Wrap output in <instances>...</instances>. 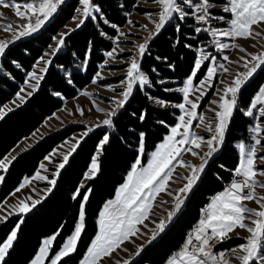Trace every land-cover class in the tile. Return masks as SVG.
I'll return each mask as SVG.
<instances>
[{
	"label": "trees",
	"instance_id": "obj_1",
	"mask_svg": "<svg viewBox=\"0 0 264 264\" xmlns=\"http://www.w3.org/2000/svg\"><path fill=\"white\" fill-rule=\"evenodd\" d=\"M100 12L84 20L83 24L64 39V49L51 59L38 88L26 101L6 113L0 119V161L24 138L37 130L45 120L61 109L66 100L77 97L98 73L106 60V53L113 47V37L118 28L129 21V14L136 10L137 0H93ZM81 0H66L49 21L36 33L8 46L1 57L0 111L19 93L28 74L52 44L54 37L78 12ZM115 25L116 27H112ZM179 25V30H177ZM196 22L192 17L180 21L173 19L165 24L155 36L141 60V67L152 81V86L134 87L124 108L114 118L112 126L94 129L78 145L68 158V163L59 170L56 184L48 195L27 214H14L0 223V242L17 230V239L5 257V264H29L37 254L42 241L56 236L51 256L73 234L78 223L81 183L104 135L109 142L101 150V171L85 185L90 189L85 204V231L77 244V251L65 257L60 264H79L98 232L97 219L103 205L115 196L116 190L125 182L139 155V133H145L142 163L156 148L170 128L177 124L180 110L174 106H160L156 99L167 104L183 101L177 90L193 72L198 58L197 49L206 35L194 31ZM191 45L192 47H186ZM209 68L206 61L196 74L199 83ZM163 80L160 84L158 81ZM264 84V66L245 84L239 92L235 113L228 125L221 150L209 161L199 182L193 189L177 217L156 241L145 247L139 258L131 264H165L173 251L183 242L187 232L199 219L201 208L211 196L224 188V183L233 176L231 170L237 166L239 157L234 143L246 139L252 120L243 110ZM165 88L173 91H165ZM213 89L203 98L201 107L212 97ZM145 113L143 121L140 120ZM79 126H69L55 131L19 154L12 161L0 186V204L19 186L25 178L34 175L41 162L54 149L81 131ZM75 195V198H73ZM22 221V223H21ZM244 241L232 238L224 246H237Z\"/></svg>",
	"mask_w": 264,
	"mask_h": 264
},
{
	"label": "snow or ice",
	"instance_id": "obj_2",
	"mask_svg": "<svg viewBox=\"0 0 264 264\" xmlns=\"http://www.w3.org/2000/svg\"><path fill=\"white\" fill-rule=\"evenodd\" d=\"M82 17L84 19L93 17L94 13H99V6L95 5L93 0H81ZM160 5L158 13L159 19L155 23L154 34H159L160 30L166 23L171 21L174 17H178L180 21H184L186 18L192 17L197 24L207 25L213 19L224 21V16L214 17L211 14V9L214 5L210 0H156ZM63 3V0H25L23 5L18 3L13 6L17 9L16 15L22 19H25L27 23L23 26L22 31L19 32V36H27L35 32L40 26L48 20L56 11L58 6ZM0 5L8 7V0H0ZM23 8L24 11L20 9ZM223 11L225 13H231L232 18L227 21L229 28H208V27H194L196 33L208 32L214 38L211 43H214L218 49L224 50L229 48V44L222 43L217 37L227 38H249L252 36H260L262 33L254 30V26L264 29V0H228L225 4ZM35 17L33 23L32 18ZM79 19V17L77 18ZM80 23H83V19H80ZM80 25L78 24L77 27ZM11 27V26H9ZM112 27H116L112 25ZM146 28V26H144ZM179 30V25H177ZM59 40V45L64 44L63 36ZM120 36H124L127 39V35L119 33ZM119 37H117L118 39ZM6 44L0 43V56H3ZM148 47V42L138 45V55L134 54L130 60V63L126 71V79L121 81L125 85L124 90L121 92L122 99L115 101L117 107H123L128 101L129 97L133 94L134 86L138 85L140 88L145 86L151 87L152 81L149 79L146 73L143 72L140 60L144 57ZM191 48V45H186ZM59 49H57L58 51ZM243 51L244 49L241 48ZM200 53L199 58L196 59L194 65V71L189 78L184 82L183 87L177 89L183 94V102L173 105L180 109L184 115L179 117V123L171 127L170 135H168L164 142L158 145L157 150L151 154V159L147 163V166H143L141 163L140 155L144 153V136L145 133H139V149L140 155L137 156L135 163L131 167V171L128 173L126 182L123 183L117 191L116 198L109 200L103 210L99 214L98 220V234L92 240L87 253L81 264H101L104 257H110L112 252L119 247L125 240L131 236L136 235L139 231L138 224H142L147 218L151 206L152 199L161 191L166 190L170 173L173 170V162L180 157L184 151H192L191 147L185 148L184 145H192L195 148H201L202 144H207L208 151L205 153L206 157H211L212 154L218 151L219 147L224 142L225 132L228 128L229 120L233 115V111L237 106V94L239 93L241 86L253 76L257 68L264 65V54L252 56V67L248 68V71L238 76L232 84L222 90L220 100L212 101L213 104L219 106L220 111L215 112V118L217 120L215 127L213 128L210 123L207 126V130L214 134L204 140L203 137L190 138L191 127L193 120L197 119V108L199 107V99L205 94L201 91L206 84H208L213 77L214 68H209L205 81H201L198 86L194 87V77L196 70L201 68L204 61L209 60L210 53H207L204 49L198 48ZM123 52V49H121ZM107 56L113 57L115 50L106 53ZM215 60V57H211ZM228 59L227 56L224 57ZM243 59V57H242ZM50 63V61H45ZM247 67V64H245ZM47 68L41 69V72H46ZM227 71V69H225ZM30 78L37 82L43 79L42 75H37L35 72L30 73ZM99 75V74H98ZM103 79V77H100ZM96 83V80H93ZM163 84L164 81H158ZM34 90L38 87V83L35 85H29ZM165 91H173V89L165 88ZM23 91V89H22ZM195 91L201 92V97H197L195 100L189 99L190 94ZM88 93H85L87 95ZM27 96H31V92L26 93ZM20 100H24V96H19ZM154 99L155 103L164 107L167 106L166 101L162 99ZM14 103V102H13ZM186 105L190 107L186 108ZM259 106V107H258ZM255 109L259 117H264V86L260 87L258 93L253 98L250 107L245 111V115L253 117ZM12 109H8L11 111ZM103 111V109H98ZM214 111V110H213ZM6 113L0 111V119ZM116 111L108 113L107 119L102 121L104 126H112V117L116 115ZM185 116L189 117L187 120ZM145 113H142L140 120L143 121ZM201 123H203V117H199ZM101 125H97L100 127ZM183 129V131H181ZM91 130V129H90ZM249 131L253 134V144L246 147L245 143L240 142L236 145L240 153V163L234 170V179L231 184L225 188L224 191L215 195L207 208L204 209V216L199 220L193 233H190L186 239L184 246L175 253L168 264H231L230 260L224 258V253H214L212 248L215 242H224L227 239L232 238L230 234H236L237 229L246 230L248 235L246 237V243L238 246L237 249H233L232 254L240 262V264H264V195L257 196L256 188L259 185L264 188V181H258L257 177H264V168L259 167L257 158L259 159V165H264V155H259L260 150H264V147L258 149L257 146H262L264 143V137L260 136L261 132H264V128L257 123L254 127H251ZM109 142V136L104 135L99 144V149L102 150L104 146ZM75 148L73 147L72 151ZM192 155H199L198 152L192 151ZM10 161H0V169L7 171V165ZM68 163V154L63 156V161L59 163L58 168L62 169ZM180 163H183L180 161ZM43 167V165H41ZM204 165L192 166L191 177L186 178V184L178 191L180 195L175 197L176 210H179L183 203L182 196H186L189 193L196 180L199 178L198 173L203 171ZM101 171L98 155L93 157L91 166L86 173V178L91 180ZM59 176V171L55 173ZM36 177L40 180H46L47 177L41 176L39 173ZM239 178V179H236ZM3 177L0 176V181ZM27 183V180L25 181ZM51 186L56 184V180L49 181ZM84 188V194L77 190L76 195L81 196V205L79 211V219L76 224L73 234L69 236L66 241L60 246L59 251L55 252L54 256L49 260L50 247L53 241L56 239L58 233L43 241L42 247L39 249V253L32 260L31 264H45L46 260H49V264H60L65 257L77 251V244L80 240L82 232L85 231V210L84 205L88 201L87 193L90 189L81 184ZM19 190V189H17ZM75 198V195L74 197ZM255 201L259 206L258 208L248 207L246 202ZM39 201L32 203L31 207H35V204ZM31 207L24 201L16 206L19 213H27L31 211ZM173 212H169L168 218L171 219ZM4 219H7L5 217ZM22 223V221H21ZM166 227V222L161 220L157 225V231L163 232ZM12 230L10 234L0 242V264H5V257L9 255V250L13 247L14 241L17 239V230ZM156 232H153L152 238L155 239Z\"/></svg>",
	"mask_w": 264,
	"mask_h": 264
},
{
	"label": "rangeland",
	"instance_id": "obj_3",
	"mask_svg": "<svg viewBox=\"0 0 264 264\" xmlns=\"http://www.w3.org/2000/svg\"><path fill=\"white\" fill-rule=\"evenodd\" d=\"M24 2L25 0H8V4H9L8 7H5L4 5H0V34L2 31L10 30L14 27L18 28V26H20L21 24L27 23L25 19H22L16 15L17 9L13 6L16 3L23 5ZM210 2L214 5V7L210 10L211 14L214 17L224 16L225 20L219 21V20L213 19L207 25L196 23V27H202V28L215 27V28H221V29L229 28L230 26L227 23V21L232 18V14L225 13L223 11V8L225 4L228 2V0H210ZM137 6L144 8L146 12L141 13V12L134 10L129 14V23L125 27L118 30L119 33L126 34L128 37L127 39H125L124 36H120V35L117 36L119 37L118 39L117 37L112 38L114 45H115L113 49L115 50V55L113 57L107 56L106 63L101 67L99 75L97 76L98 80H96V83H92L87 88V90L83 93V94L88 93L87 95L90 96L91 98L89 100H85V98H83L84 95L81 94L80 96L73 98V100H71L72 105L74 104L73 106L70 105L71 103L70 104L66 103V105H64L61 111L54 114V116L47 118L45 122L36 131H34L30 136L21 140L17 144V146L13 148L12 151L5 156V158H3L2 161H10V163H8L7 165V169L12 163V161L16 158L18 153H20L22 150L26 149L27 147L31 146L34 142L38 141L45 134L49 132L59 131L65 126L69 125L72 121L80 117L87 116V117H93L95 119L105 117L106 115L104 113L109 112L112 109L117 96L120 95L121 92L124 90L125 85L122 84L121 81L126 79L127 67L130 63L132 56L134 54L138 55V45L143 44L146 41L149 42L152 39V37L156 35L154 34V30H155V23L158 22V19H159L158 13L160 10V5L156 2V0H137ZM82 7L83 5L81 4L80 9H82ZM20 10L24 11L23 8H21ZM77 13H78V16L76 18L74 17L75 18L74 21H71L68 27L62 30V33L66 32L67 29H69V27H73L77 25L79 23V20L82 19L81 11H78ZM78 17L79 19H77ZM176 18L178 17H174L173 19H176ZM144 26H146V28ZM254 30L259 31L262 34L260 36H252L247 39L240 38V37H237V38L217 37L216 39H220L222 43H227L230 45L229 48L224 49V50L218 49V47L214 43H211V41L214 38L210 35V33L203 32V31L201 32L204 35H206V39L205 41L201 42L199 48L204 49L207 53H210V58L207 61H209V63L211 64V68H214L215 71H214L213 77L211 78L210 82L206 84L203 89H201V91L205 94L201 97V92L195 91L192 94H190V97H189V99H193V100H195V97H201L199 99V107L197 109V119L193 122V127L191 131V135L195 136V138L203 137L204 140L206 141L214 134L213 132H210L207 130V126L211 123L213 128L215 127V124L217 122L215 118V112L220 111L218 103L217 104L212 103V101L219 102L220 100V99H215V97L212 98L215 91H217V87H219V81L220 80L224 81V79H228V84L229 85L232 84V82L238 76L247 72L248 68L252 67V63H254V61H252V56L257 55V52L264 50V29H260L259 27L254 26ZM60 36L61 35H59L56 41L60 39ZM54 45H57V42L54 43ZM241 48H243L244 50L242 51ZM121 49H123V52H121ZM51 52L53 51L48 49V51L46 52V56H44V58L38 62V64L35 66V68L32 70L31 73L35 72L37 75H42L41 69L45 67V61L49 60V55ZM199 55L200 53L198 52V58H199ZM225 56L228 57L227 60L224 59ZM1 57L2 56H0V71H1ZM211 57H215V60H212ZM205 62L206 61H204L202 65ZM245 64H247V67H245ZM225 69H227V71H225ZM100 77H103V79H101ZM207 79L208 77L206 76L204 81ZM37 83L38 82L36 80L31 79L30 75H28V80L26 84L22 86L20 92L18 93L19 96H24L25 99L23 101L20 100L17 94L12 101L7 103L2 108L1 111L8 113L9 112L8 109L13 110L16 107L22 105L24 101L26 100V98L28 97L26 93L27 92L32 93L34 90L32 87H29V85H35ZM198 85L199 83L194 82V87ZM212 89H213L212 97L204 106L201 107L203 98ZM80 102L83 108L85 109V111L87 112L81 113V114L77 113L71 117L62 118V116H65L69 111H71V113L72 111L76 112L75 107H77V105L78 107L76 109L77 110L81 109L82 106L80 105ZM167 105H170V104H167ZM187 107H190V106L187 105L186 108ZM98 109H103V111H99ZM98 112H100L101 114H98ZM256 114L257 112H254L253 119H256ZM201 116L203 117V123H201L199 120V117ZM78 135L80 136L86 135L85 129L81 130V132H79ZM75 137L76 136L66 139L57 148H55L53 152L47 155L46 158L40 164V168L37 170V172L32 177L26 179L27 183H25L26 181L25 180L24 183L20 186L19 190H16L13 193H11L0 204V223L6 220L4 219L5 217H7L8 219L10 216L14 214H27L28 213V212L27 213L18 212V209L16 208V206L20 203V201H24L25 203L29 205V207H31L33 202L40 201L42 198H45L48 195L49 191L53 187L49 184V181L57 177L55 173L60 170L58 168V165L59 163L63 161V156L65 154L69 155V151L71 150V148L73 147V144L77 140ZM202 146L204 148L200 150L203 151L201 153L203 155L204 153L208 151V147L206 143ZM142 156L143 154L140 155L141 163H142ZM200 160H202L200 165L201 164L204 165L205 159H200ZM180 161H182L183 164H185V162L187 161L186 164H188L191 162V159H186L185 161L181 159ZM197 161L199 162V159ZM41 165H43V167H41ZM188 166L192 167V165H187V166L183 165V167H188ZM205 166L203 167V169L205 168ZM5 172L6 171H4L3 169H0V176L4 178ZM37 173H39L41 176L47 177V179L46 180L38 179L36 177ZM187 174H190V173H187ZM198 174H200V172ZM184 176H185L184 174H180L181 178H183ZM181 178H177L178 180L175 182L177 184L174 185L175 187H179L178 189L181 188L182 181L185 182ZM257 180L262 181L263 179H260V178L258 179L257 177ZM2 181H0V186L2 184ZM86 183H87V180H84V182H82L83 185H86ZM179 183L180 185H178ZM175 187L174 189H176ZM169 188H170V184L167 185V188L165 191H163V194L166 193ZM178 193L179 191L177 192V195H179ZM256 194L257 196L264 195V188L257 186ZM161 199L162 197H159V198H156L155 201L152 202L151 211L149 212L147 218L143 221L142 224L137 225V228L139 229V231L136 233V235L131 236L129 239L125 240L119 247H117L119 248L117 252H120L121 255L123 254L125 257L123 260H121V262H118L116 264L128 263L130 262L132 258L134 261L136 257L142 254L145 247L150 244L151 237L153 236V232L156 231L157 225L159 224L161 220H165L164 214L168 212L167 208L169 209L172 207V204L169 205L168 207H164V206L158 207V204L162 206V204L164 205V204L169 203L168 200L162 201ZM155 207H156V210L154 211L153 209ZM33 208L34 207H31V210ZM84 208H85V205H84ZM102 210L103 209H101V211ZM155 219H157L158 221H156ZM146 230H151V231H149L150 233H148ZM50 237H47V238H50ZM43 241H42L40 248L43 245ZM54 241H53V244H54ZM53 244L50 247L49 260L52 258V256H54V255L51 256ZM237 248L238 246H234V249H237ZM117 252H115L114 254H116ZM38 253H39V250L37 254ZM232 256L233 258L231 259V264H240V262L235 258L233 254ZM49 260H46L45 264H49ZM107 260H109V257H105L104 260L101 261V264L102 263L104 264L105 262L107 263ZM31 262L29 264H31Z\"/></svg>",
	"mask_w": 264,
	"mask_h": 264
},
{
	"label": "crops",
	"instance_id": "obj_4",
	"mask_svg": "<svg viewBox=\"0 0 264 264\" xmlns=\"http://www.w3.org/2000/svg\"><path fill=\"white\" fill-rule=\"evenodd\" d=\"M81 4H82V2L80 3V5H79V8L78 9H80V6H81ZM78 16V13L74 16L75 18ZM75 18H73V19H71L61 30H60V32L54 37V40H53V42H52V44L50 45V47L48 48V49H50L51 51H53V52H51L50 53V55H49V60H47V61H51V59H52V57L57 53V52H59V51H61V50H63L64 49V44L61 46V45H59V40L62 38L61 36H60V39L59 40H57L56 41V39H58V37H59V35H61V34H69L70 32H72L73 30H75V29H77V28H79L83 23H80V20H79V27H77V25H75V26H73V27H69V29H67V31L66 32H64V33H62V30L63 29H65V28H67L68 27V25H69V23L71 22V21H74V19ZM82 19H83V22H84V18L82 17ZM128 23H129V21H128ZM127 23V24H128ZM126 24V25H127ZM125 25V26H126ZM125 26H123V27H125ZM123 27H119L118 28V30L119 29H121V28H123ZM15 28V27H14ZM40 30V29H39ZM38 30V31H39ZM67 35H64L63 36V39H65V37L67 36ZM118 35H119V32H118ZM117 35V36H118ZM117 36H115V37H113V38H116ZM57 42V45H54V43H56ZM115 46V45H114ZM48 49L45 51V53L43 54V56L38 60V62L41 60V59H43L44 58V56H46V52L48 51ZM57 49H59L58 51H57ZM114 49V47L109 51V52H111L112 50ZM106 60H107V55H106ZM106 60L101 64V66H100V69H99V71H98V73L95 75V77H94V79L95 80H98L97 79V76H98V74H99V72H100V70H101V67L106 63ZM38 62L35 64V66L38 64ZM49 64L50 63H45V67L44 68H48V66H49ZM35 66H34V68H35ZM33 68V69H34ZM209 68H211V64L209 63ZM209 68H208V70H209ZM32 69V70H33ZM208 70H207V73H208ZM194 71V70H193ZM199 70H196V73H195V77H196V74H197V72H198ZM32 72V71H31ZM30 72V73H31ZM29 73V74H30ZM193 73V72H192ZM207 73L205 74V76L203 77V79L201 80V81H204V79L206 78V76H207ZM28 74V75H29ZM45 74V72H42V76ZM191 76V75H190ZM195 77L193 78L194 80H195ZM189 78V77H188ZM187 78V79H188ZM93 79V80H94ZM187 79H185V81L187 80ZM27 80H28V76H27V79H26V82H27ZM41 81V80H40ZM40 81H38V86H39V83H40ZM184 81V82H185ZM200 81V82H201ZM26 82H25V84H26ZM199 82V83H200ZM93 83V81L88 85V86H86L83 90H81L80 91V93H79V95L78 96H80L81 94H83L86 90H87V88L91 85ZM24 84V85H25ZM23 85V86H24ZM183 85H184V83H183ZM183 85L181 86V87H183ZM218 86V85H217ZM227 86H229V84H228V79H224V81H222V80H220L219 81V87H217V91H215V93H214V95H213V97L212 98H214L215 97V99H220V96L223 94L222 93V90L224 89V88H226ZM262 86H264V84L262 85ZM261 86V87H262ZM37 89V88H36ZM36 89L35 90H33V92L32 93H34L35 91H36ZM219 91V92H218ZM20 92V91H19ZM258 93V92H257ZM256 93V94H257ZM255 94V95H256ZM84 96H83V98H85V100H89L91 97L90 96H88V95H85V94H83ZM255 95H254V97H255ZM77 96V97H78ZM29 97V96H28ZM27 97V98H28ZM194 97H195V95H194ZM193 97V98H194ZM253 97V98H254ZM26 98V99H27ZM76 98V97H75ZM197 97H195V99H196ZM14 99V98H13ZM71 100H73V99H69V100H66L65 101V103H64V105H66V103L68 104H70L72 101ZM253 100V99H252ZM12 101V100H11ZM26 101V100H25ZM24 101V102H25ZM76 101V100H75ZM183 102V101H182ZM181 102V103H182ZM252 102V101H251ZM77 104V103H76ZM179 104V103H178ZM64 105H63V107H64ZM71 106H73L72 105V103L70 104ZM80 105H81V102H80ZM171 106H173V105H175V104H170ZM250 105H251V103H250ZM250 105L247 107V108H245L244 110H243V113H245V111H247L248 110V108L250 107ZM82 106V105H81ZM187 106V105H186ZM62 107V108H63ZM77 107H78V105H77ZM77 107H75V110H76V112L75 111H72V113H71V111H69L65 116H62V118H66V117H71V116H73V115H75V114H77V113H79V114H81V113H85V112H87V111H85V109L83 108V106H82V108L81 109H79V110H77L76 108ZM259 107V106H258ZM61 108V109H62ZM61 109H59V110H57L54 114H56L57 112H59V111H61ZM198 109V108H197ZM180 110V109H179ZM197 111V110H196ZM180 112H181V114H180V116L181 115H184V113L180 110ZM253 112H257L256 110H253ZM54 114L52 115V116H54ZM98 114H101L100 112H98ZM245 115V114H244ZM179 116V117H180ZM246 116V115H245ZM51 117V116H50ZM50 117H48V118H50ZM61 117V116H60ZM246 117H248V116H246ZM189 117H187V116H185V119L187 120ZM248 118H250L251 120H252V124H251V126L249 127V129L251 128V127H254L257 123H259L260 125H261V127L262 128H264V117H259V114H258V112H257V114H256V119H253V117H248ZM195 120H193V122H194ZM177 123H179V119H178V122ZM230 123V122H229ZM229 125V124H228ZM175 126V125H174ZM173 127V126H172ZM192 127H193V123H192ZM192 127H191V131H192ZM170 130H171V128H170ZM227 130V129H226ZM36 131V130H35ZM181 131H183V129H181ZM79 132H81V131H78V132H75L73 135H71L70 137H73V136H76L75 138L77 139L76 141H75V143L73 144V147L75 148V150H76V148L78 147V145H79V143L86 137V135H83V136H80V135H78V133ZM248 136L246 137V139H240V140H237L235 143H234V147L236 148V150H237V153H238V157H239V160H238V163H237V166L234 168V169H232L231 170V172H232V174L234 175V170L238 167V165H239V163H240V159H241V157H240V153H239V150H238V148L236 147V145L238 144V143H240V142H243V143H245V145H246V147L248 146V145H250V144H253L254 143V141H253V139H252V136H253V134L248 130ZM51 133H53V132H49V133H47V134H45L44 136H42L38 141H36V142H34L31 146H29V147H27L26 149H24V150H27L28 148H30V147H32V146H34L37 142H39L41 139H43L45 136H47V135H49V134H51ZM226 133V132H225ZM209 134H210V132H209ZM168 135H170V132L165 136V138L168 136ZM260 136L261 137H264V132H261L260 133ZM69 137V138H70ZM165 138L161 141V142H159L158 143V145L159 144H161L162 142H164V140H165ZM190 138H195V136H192L191 135V133H190ZM68 139V138H67ZM64 142V141H63ZM60 145V144H59ZM58 145V146H59ZM158 145L156 146V148L149 154V159L147 160V162L145 163V164H143V166H147V163L150 161V159H151V154L153 153V152H155L156 150H157V147H158ZM202 145H204V144H202ZM57 146V147H58ZM56 147V148H57ZM73 147L71 148V150L69 151V155H68V158L71 156V154L75 151H72V149H73ZM182 147H185V148H189V147H191V149H192V151H195V152H198L199 153V155H192V151H184V152H182L181 153V155H180V157H178L177 158V160L176 161H174L173 162V170L171 171V173H170V178L168 179V182H167V185H169L170 184V188L167 190V192L166 193H164L163 194V191H161L159 194H157L153 199H152V202L153 201H155V199L156 198H159V197H162V201L163 200H168V201H174L175 200V197L177 196V192H178V188L179 187H175L174 185H176L177 183H175L178 179L177 178H181L180 177V174H184L185 176L183 177V178H181L182 180H184L185 182H183L182 181V186L181 187H183L184 185H185V183H186V177H191V175H192V172L190 171L191 170V167L190 166H188V167H183V165L184 166H187V165H192V166H200V163H201V161L202 160H200V159H205V161H204V166H205V168L207 167V165H208V163L209 162H207L206 161V156H205V153L202 155L201 153L203 152L202 150H200V149H203L204 147L203 146H201V148H199V149H197V148H195L194 146H192V145H184V146H182ZM222 147V146H221ZM262 147H264V143H262V146H257V148L258 149H261ZM24 150H22V151H24ZM55 150V149H54ZM220 150H221V148H220ZM219 150V151H220ZM21 151V152H22ZM53 152V151H52ZM19 154V153H18ZM17 154V155H18ZM100 154H101V150L99 149V151H97V153L95 154V156L94 157H96L97 155H98V158H99V156H100ZM259 155H264V150H260L259 152H258V156ZM198 156V157H197ZM191 157V158H190ZM181 159H183V161H185L186 159H191V162L190 163H188V164H186L187 163V161L185 162V164H183V163H180V160ZM199 159V162L197 161ZM197 162V163H196ZM42 163V162H41ZM257 163H258V166L259 167H262V168H264V165H259V159L257 158ZM91 166V165H90ZM39 168H40V166H39ZM38 168V169H39ZM204 168V169H205ZM89 169H90V167H89ZM89 169L87 170V172L86 173H88V171H89ZM203 169V170H204ZM131 171V170H130ZM129 171V172H130ZM182 171V172H181ZM37 172V171H36ZM35 172V173H36ZM34 173V174H35ZM186 173V174H185ZM187 173H190V174H187ZM201 173L202 172H200V174L199 175H201ZM128 175V174H127ZM32 177V176H31ZM30 178V177H29ZM126 178H127V176H126ZM263 179L262 181H264V177H259L258 176V179ZM27 178H25L24 180H23V182H22V184L24 183V181L26 180ZM84 180H87V182L89 181V179H86V174H85V177H84V179H83V181L82 182H84ZM125 182H126V179H125ZM124 182V183H125ZM180 183L178 184V185H180ZM198 183V182H197ZM21 184V185H22ZM82 184V183H81ZM87 184V183H86ZM123 184V183H122ZM121 184V185H122ZM20 185V186H21ZM121 185H119V187L117 188V190H116V193H115V196L113 197V198H111V199H109V200H114L115 198H116V195H117V191H118V189L120 188V186ZM167 185H166V188H167ZM197 184L195 183V186H196ZM20 186H19V188H20ZM259 186V185H258ZM174 187L176 188V189H174ZM19 188H17V189H19ZM16 189V190H17ZM52 189V188H51ZM15 190V191H16ZM225 189L223 188L222 190H220V191H218V192H216L214 195H212L211 196V198H210V200H212V198L215 196V195H217L218 193H220V192H222V191H224ZM51 191V190H50ZM49 191V192H50ZM261 194V193H260ZM260 196V195H259ZM44 198H42L39 202H41L42 200H43ZM108 200V201H109ZM107 201V202H108ZM106 202V203H107ZM105 203V204H106ZM38 203H36L35 205H37ZM104 204V205H105ZM104 205H103V207H104ZM169 205H171V204H169V203H167V204H162V206H160L159 204H158V207H168ZM246 205L248 206V207H252V208H258L259 206L255 203V201H249V202H246ZM103 207H102V209H103ZM154 211L156 210V207L153 209ZM150 211H151V209H150ZM101 212V211H100ZM99 219V218H98ZM98 219H97V223H98ZM154 219V218H153ZM156 221H158L157 219H155ZM98 231H99V228H98ZM148 233H150L149 231H151V230H146ZM236 232L238 233V235H236V234H230L231 236H232V238H241L244 242L243 243H246V237L248 236V235H250L249 233H247L246 232V230H243V229H237L236 230ZM97 234H98V232H97ZM96 234V235H97ZM95 238V237H94ZM232 238H230V239H232ZM230 239H227L226 240V242L227 241H229ZM243 243H241V244H243ZM241 244H239V245H241ZM91 245V244H90ZM239 245H237V246H239ZM119 250V248H116L113 252H112V254H114L115 252H117ZM87 253V252H86ZM86 253H85V255H86ZM120 252H117L116 254H114V255H111L110 257H109V260H107V263L105 262L104 264H116V263H118V262H121V260H123L124 259V255L122 254L121 255V253L119 254ZM85 255H84V257H85ZM83 257V258H84ZM83 258L81 259V261L83 260ZM105 258V257H104ZM104 258H103V260H104ZM170 258V257H169ZM168 258V259H169ZM81 261L79 262V264H81ZM103 264V263H102Z\"/></svg>",
	"mask_w": 264,
	"mask_h": 264
},
{
	"label": "built area",
	"instance_id": "obj_5",
	"mask_svg": "<svg viewBox=\"0 0 264 264\" xmlns=\"http://www.w3.org/2000/svg\"><path fill=\"white\" fill-rule=\"evenodd\" d=\"M66 0H63V3L65 2ZM63 3H61L59 6H58V8L63 4ZM57 8V9H58ZM52 17V16H51ZM50 17V18H51ZM49 18V19H50ZM48 19V20H49ZM32 20H33V23L35 22V17H33L32 18ZM48 20H46L41 26H40V28L45 24V23H47L48 22ZM23 23V22H22ZM26 23H24V24H21L20 26H18V28L17 27H15V28H12V29H10V30H6V31H2L1 32V34H0V36H1V38H0V41H1V43H5L6 44V47H5V49L8 47V46H10V45H12V44H14V43H16V42H18V41H20V40H22V39H24V38H26V37H28V36H30V35H32V34H34L35 32H37L40 28H38L35 32H33V33H31L30 35H27V36H19V32L20 31H22L23 30V28L21 27V26H23V25H25ZM21 27V28H20ZM11 33H13V34H11ZM155 36H157V34L156 35H154V37ZM154 37H152V39L154 38ZM151 39V40H152ZM151 40L148 42V46H149V44H150V42H151ZM259 54H264V50H261V51H259V52H257V55H259ZM142 60V59H141ZM140 60V61H141ZM141 63V62H140ZM264 65H262L261 67H263ZM261 67H259V68H257V70H259ZM256 70V71H257ZM251 78V77H250ZM249 78V79H250ZM248 79V80H249ZM247 80V81H248ZM234 82V81H233ZM232 82V83H233ZM242 87V86H241ZM240 92V91H239ZM238 97H239V93L237 94V100H238ZM120 99H122V96H121V94L120 95H118L117 96V98H116V100L115 101H117V100H120ZM129 100V99H128ZM127 103V102H126ZM126 103L124 104V106L126 105ZM124 106L123 107H120V108H118L117 107V104H116V102L114 103V106L112 107V109L109 111V112H105L104 114L106 115L105 117H101V118H99V119H95V118H93V117H87V116H85V117H80V118H78V119H76V120H74V121H72L69 125H67V126H65L64 128H66V127H69V126H79V127H81L82 128V130L83 129H85V131H86V136L89 134V133H91L94 129H97V128H103V127H107V126H104V125H102V121L104 120V119H107V118H109L108 117V113H111L112 111H116V115L114 116V117H112V121L114 120V118L118 115V113L124 108ZM90 116V115H89ZM97 125H101L100 127H97ZM63 129V128H62ZM91 129V130H90ZM222 146V145H221ZM221 146L219 147V149H218V151H216V152H214L213 154H212V156L211 157H207L206 158V161L208 162V161H210L218 152H219V150H220V148H221ZM235 177H234V175L231 177V179L229 180V181H227V182H225L224 183V189L225 188H227L230 184H231V182H232V180L234 179ZM236 179H239V178H236ZM195 188V184H194V186H193V188H192V190L189 192V193H187L186 194V196H182L181 198H182V200H183V203L181 204V207H180V209L179 210H176V208H175V205H176V201H172V202H170L169 201V204H172L173 206H172V208L170 209H168L167 208V210H168V214H169V212H173L174 214L172 215V217H171V219H169L168 218V214L166 215V218H165V222H166V227H165V229H164V231L163 232H158L157 231V228H156V236H155V239H152V237H151V241H150V243H152V242H154V241H156L162 234H164L166 231H167V229L170 227V225L173 223V221L175 220V218L177 217V215H178V213L180 212V210H181V208L184 206V204L186 203V201H187V199L189 198V196H190V194L192 193V191H193V189ZM179 195H180V193H179ZM211 202V200H209L202 208H201V210H200V214H199V219H198V221L196 222V224L187 232V234H186V236H185V238H184V240H183V242L173 251V253L171 254V256H170V258L175 254V253H177L179 250H181V248L184 246V244L186 243V239H187V237H188V235L190 234V233H193L194 232V230H195V228H196V226L198 225V223H199V220L201 219V218H203V216H204V209H206L207 208V206H208V204ZM226 242V240L224 241V242H222V243H220V242H215L214 243V246H213V248H212V251L214 252V253H220V252H223L224 253V258L226 259V260H230L231 258H230V256L232 255V251L231 250H233L234 249V246H232V247H227V246H224V243ZM132 258V257H131ZM138 257H136L135 259H137ZM170 258L167 260V262L165 263V264H168V261L170 260ZM134 259V260H135ZM133 261V258L130 260V262H128V263H125V264H131V262ZM231 261V260H230Z\"/></svg>",
	"mask_w": 264,
	"mask_h": 264
},
{
	"label": "water",
	"instance_id": "obj_6",
	"mask_svg": "<svg viewBox=\"0 0 264 264\" xmlns=\"http://www.w3.org/2000/svg\"><path fill=\"white\" fill-rule=\"evenodd\" d=\"M257 72H258V71H256V72L253 74V76H254ZM253 76H252V77H253ZM247 82H248V81H247ZM247 82L244 83V85L242 86V88L245 86V84H246ZM242 88H241V89H242ZM235 110H236V108H235L234 111H233V115H234V113H235ZM233 115H232V117H233ZM232 117L230 118L229 122L231 121ZM30 148H31V147H30ZM30 148H28V149H30ZM28 149H27V150H28ZM27 150H24V151L20 152L19 154H21V153H23V152H25V151H27ZM19 154H18V155H19ZM18 155H17V156H18ZM203 172H204V170H203ZM203 172L201 173V175H200L199 178L197 179V182H199V180H200V178H201ZM197 182H196V184H197ZM139 257H140V255L138 256V258H139Z\"/></svg>",
	"mask_w": 264,
	"mask_h": 264
},
{
	"label": "bare ground",
	"instance_id": "obj_7",
	"mask_svg": "<svg viewBox=\"0 0 264 264\" xmlns=\"http://www.w3.org/2000/svg\"><path fill=\"white\" fill-rule=\"evenodd\" d=\"M41 28H42V27H41ZM41 28H40V29H41ZM35 33H36V32H35ZM11 34H13V33H11ZM196 182H197V180H196ZM178 194H179V193H178ZM172 206H173V205H172ZM171 208H172V207H171ZM171 208H170V209H171ZM167 214H168V212H166V213L164 214V219L166 218V215H167ZM147 246H148V245H147ZM230 258L232 259L233 256L231 255ZM231 259H230V260H231Z\"/></svg>",
	"mask_w": 264,
	"mask_h": 264
}]
</instances>
